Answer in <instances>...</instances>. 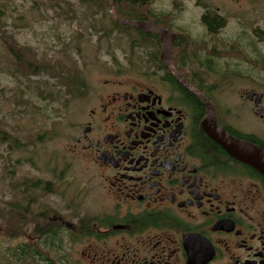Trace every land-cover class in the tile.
Returning a JSON list of instances; mask_svg holds the SVG:
<instances>
[{
    "label": "flooded vegetation",
    "instance_id": "obj_1",
    "mask_svg": "<svg viewBox=\"0 0 264 264\" xmlns=\"http://www.w3.org/2000/svg\"><path fill=\"white\" fill-rule=\"evenodd\" d=\"M141 1L120 19L174 35L173 69L185 85L164 61L157 35L126 38L141 44L147 68L112 69L80 100L71 124L70 152L84 164L72 197L98 208L73 225L55 216L45 226L74 232L85 221L84 264H264V177L203 130L205 100L230 138L264 152V23L226 17L244 12L245 0H168L173 9L192 2L201 13L202 39L193 41L173 14L148 11L151 0ZM251 1L258 6L249 9L264 12V0ZM206 61L213 69L202 67Z\"/></svg>",
    "mask_w": 264,
    "mask_h": 264
},
{
    "label": "rangeland",
    "instance_id": "obj_2",
    "mask_svg": "<svg viewBox=\"0 0 264 264\" xmlns=\"http://www.w3.org/2000/svg\"><path fill=\"white\" fill-rule=\"evenodd\" d=\"M251 3L258 6L245 0L244 12L229 11L226 17L233 21L242 16L264 23V12L249 9ZM184 4L188 9H173L168 0H151L145 9L173 14L175 25L198 41L203 31L199 23L201 13L189 8L192 2ZM108 21L107 12L80 0H0V264H18L12 257L25 244L40 256H45L42 249H48L51 254L46 255L51 261L60 256L63 264H69L67 260L70 264H84L80 261L84 239L75 240L70 248L68 234L62 233L59 241L63 250L54 253L57 242L53 248L39 245L41 240L37 245L36 225L20 223L19 229L16 217L9 212L22 211L23 206L29 205L40 229L55 216L73 225L76 220L72 218L96 212V204L90 205L88 200L78 202L72 197L76 193L72 189L74 182L83 178L84 164L70 152L71 124L84 105L80 107V100L88 90L111 78L112 69L120 67L124 74H142L147 68L140 50L126 39L136 35L110 32ZM11 52L36 64L78 74L85 85L84 93L79 97L66 95L56 79L47 74L26 76L24 68L13 63L15 56ZM213 66V61L202 65L205 69ZM223 81L228 84L231 80ZM223 95L228 99V94ZM4 134L17 140L18 147L1 143ZM29 181L38 182V188L24 191L22 185ZM20 264L33 263L25 256Z\"/></svg>",
    "mask_w": 264,
    "mask_h": 264
},
{
    "label": "trees",
    "instance_id": "obj_3",
    "mask_svg": "<svg viewBox=\"0 0 264 264\" xmlns=\"http://www.w3.org/2000/svg\"><path fill=\"white\" fill-rule=\"evenodd\" d=\"M80 1H81V3L87 2V0H80ZM98 2H100V4L102 5L101 6L102 13L107 12L109 15L108 23L110 25V30H109L110 32H122V33L131 32L132 34L136 35V37H143V38L154 37L153 35L143 34V33L139 32V31H137L131 27L116 24V22L112 19L111 15H110V11H109L107 4L103 0H98ZM112 2H113V5L115 7L116 15L119 17V19L124 18L123 15H125L127 13L126 10H123L124 8H126V6H135V7H142L143 6V3L141 0H112ZM144 14H146V13H144ZM204 21H205V23L211 22V20H208L206 18H204ZM128 37H132V36H128ZM131 45L133 47H135V49H137L138 47L141 46L140 43H133ZM13 55L15 56L13 63L16 66H19V67L22 66L24 68L25 72L28 73V74H26V76L47 74L50 78L56 79L57 86L60 88H63L65 91L64 93L66 95H68L70 97H79L80 95H82L84 93L83 90L85 89V85H84V82L82 81L81 77L78 74H75V73L74 74H67L63 70H61L62 68L56 69V68L50 67L48 64H44V65L36 64V62H31L29 60L24 59L22 57V55H20V56L15 55V54H13ZM49 72H53V73H49ZM4 136L5 137H1V143H8L9 145H13L14 147H18V141L17 140L12 139L9 135H6V134H4ZM22 186L25 188L24 191L26 189L27 190H35L38 188V182L29 181V182L24 183ZM45 191H47V189H45ZM9 213L12 217H16V222H17L18 228H19L20 223H22V224L26 223L29 225H31V224L36 225V227L34 228V231L36 233L35 235H38V238H39V240L36 242L37 245L41 240L42 242H40L39 245H42V246L44 245L46 247H52L53 248V247H55V242H57V251L54 253H57V252L61 253V251H62L61 245H60L61 242L59 241V236L62 233L68 234L69 239L73 243L75 240H81L87 235V232H86L87 225H86L85 221L80 222V225L78 226L77 230L74 231V233L69 232L67 229L56 231V229H54V227L51 224H49L48 226H42V229H40L39 228L40 223H39V221L37 223L36 217L31 215V212L29 211V205L23 206L22 211H20V209L17 210L16 212L11 210ZM19 229L17 232L20 231ZM14 232H16V231H14ZM10 237L13 238V236H10ZM36 247H38V246H36ZM44 251H46V252H44ZM42 252L45 253L46 257L40 256V253H37V251L34 250L33 247L29 248L28 244H25V245H22L19 248H17L16 254L12 258H14V261L17 262L18 264L21 263V261L25 258V256L27 257V259H29V261H32L33 264H53V262L55 264H63V261L60 259V256H57L55 258V260H52V261L49 260V258L46 255V254L50 253L48 251V249H42ZM37 260H39L38 263L35 262ZM5 264H7V263H5Z\"/></svg>",
    "mask_w": 264,
    "mask_h": 264
},
{
    "label": "water",
    "instance_id": "obj_4",
    "mask_svg": "<svg viewBox=\"0 0 264 264\" xmlns=\"http://www.w3.org/2000/svg\"><path fill=\"white\" fill-rule=\"evenodd\" d=\"M105 1L109 6L111 17L116 22V24L131 27L143 34H154L159 37L160 43L162 45V57H164V61L166 57L170 59V68L172 69V74L179 82L185 85L184 81H182V79L173 69L170 43L173 41L174 35L150 23L133 22L119 19L115 14L112 1ZM203 104L207 109V118L203 123V130L206 135L232 158L238 162H241L242 164L250 166L264 177V152L247 143L230 138L225 131L216 125L215 115L211 105H209V103H207L205 100H203Z\"/></svg>",
    "mask_w": 264,
    "mask_h": 264
}]
</instances>
